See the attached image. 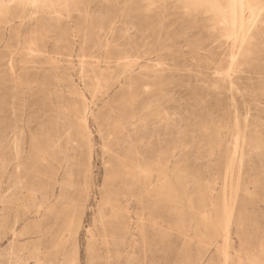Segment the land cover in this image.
Instances as JSON below:
<instances>
[{
    "label": "rangeland",
    "instance_id": "rangeland-1",
    "mask_svg": "<svg viewBox=\"0 0 264 264\" xmlns=\"http://www.w3.org/2000/svg\"><path fill=\"white\" fill-rule=\"evenodd\" d=\"M48 2L0 1V264H264V2Z\"/></svg>",
    "mask_w": 264,
    "mask_h": 264
},
{
    "label": "bare ground",
    "instance_id": "bare-ground-1",
    "mask_svg": "<svg viewBox=\"0 0 264 264\" xmlns=\"http://www.w3.org/2000/svg\"><path fill=\"white\" fill-rule=\"evenodd\" d=\"M1 1V0H0ZM49 0H3V2L4 3H16V4H24L23 6H24V8H25V5H32V6H38V5H42V4H48L49 2H48ZM255 1V3L254 4H259L261 1H263L264 2V0H254ZM237 2V1H236ZM244 2V1H243ZM242 2V3H243ZM208 3V2H207ZM248 3V2H247ZM240 4V3H239ZM11 5V4H10ZM7 6V5H6ZM240 6V5H239ZM263 6V5H262ZM8 7V6H7ZM237 7H238V5H234V8H232V9H234V10H236L237 9ZM27 8V7H26ZM228 8V7H227ZM240 8V14H239V16H233V18H232V30H233V35H232V40H233V42L234 43H236V42H238L239 41V39H240V32H242L243 31V29H244V27L246 26L245 24H246V22L248 23V21H252V20H254L255 19V11H254V8H253V6L251 5V4H249L248 3V6H247V8H244L243 7V4H242V7H239ZM255 8H257V7H255ZM260 8V7H259ZM262 8V7H261ZM217 9V8H216ZM35 10V9H34ZM226 10V9H225ZM228 12V11H227ZM205 14V13H204ZM208 14V13H207ZM262 14V13H261ZM218 15V14H217ZM224 15V14H223ZM226 15V14H225ZM22 17L23 18H25L26 17V12L24 11L23 13H22ZM218 17H220V16H218ZM223 17V16H222ZM214 18V17H213ZM225 18V17H224ZM260 18V17H259ZM214 21V20H213ZM216 22V21H215ZM214 23V22H213ZM253 24H254V22H252ZM263 23V22H262ZM221 24V23H220ZM249 24V23H248ZM253 24H250V25H253ZM260 24H261V22H260ZM217 26V25H216ZM220 26V25H219ZM262 26V25H261ZM226 28V27H225ZM250 28H251V26H250ZM254 30V29H253ZM221 32V31H220ZM223 33H224V31H222ZM246 33V32H245ZM251 33V32H250ZM230 34V33H229ZM247 34H248V32H247ZM224 35H225V33H224ZM228 35V34H227ZM219 36V35H218ZM243 36V35H242ZM246 36V35H245ZM250 36V35H249ZM225 37V36H224ZM223 37V38H224ZM227 37V36H226ZM216 39V38H215ZM248 39V38H247ZM228 40H229V38H228ZM242 40V39H241ZM217 41V40H216ZM220 43V42H219ZM246 44V43H245ZM227 45V44H226ZM235 45V44H234ZM238 45V44H237ZM239 46V45H238ZM145 51H147V50H145ZM144 51V52H145ZM149 52H150V50H149ZM243 52V51H242ZM145 54V53H144ZM243 54V53H242ZM138 55H139V52H138ZM130 56V55H129ZM233 56V55H232ZM128 57V56H127ZM126 57V58H127ZM231 57V56H230ZM131 63V62H130ZM129 63V64H130ZM231 64V63H230ZM236 64V63H235ZM127 66V65H126ZM132 66H133V64H132ZM128 69V68H127ZM133 70V69H132ZM234 70V69H233ZM216 72V71H215ZM125 73V72H124ZM261 78V77H260ZM119 79V78H118ZM226 80V79H225ZM222 81V80H221ZM229 82V81H228ZM232 96V95H231ZM234 97V96H233ZM86 117V116H85ZM86 121V120H85ZM88 121V120H87ZM131 121V120H130ZM129 121V122H130ZM16 133V132H15ZM22 133V132H21ZM18 134V133H17ZM23 134V133H22ZM145 134V133H144ZM16 135V134H15ZM20 136V135H19ZM16 137H17V135H16ZM20 138V137H19ZM143 138H144V136H143ZM142 139V138H141ZM14 141V140H13ZM15 141H16V138H15ZM18 141V140H17ZM10 145V144H9ZM23 145V144H22ZM22 145H20V146H22ZM16 147H18L17 145H16ZM23 147V146H22ZM18 149V148H17ZM21 152V151H20ZM20 152H18V153H20ZM16 153V152H15ZM22 153V152H21ZM143 156V155H142ZM17 158V157H16ZM70 171V170H69ZM66 172H68V171H66ZM64 174H65V172H64ZM68 175V173H66V176ZM64 178H66L65 176H64ZM68 178V177H67ZM66 181V180H65ZM70 182V181H69ZM68 182V183H69ZM68 183H66L67 184V186H68ZM134 183V182H133ZM64 183H62V187L64 186L63 185ZM67 189V188H66ZM65 189V190H66ZM60 191H61V189H60ZM129 191H130V189H129ZM66 193V192H65ZM44 196V195H43ZM60 197H61V193H60ZM59 197V198H60ZM42 199V198H41ZM62 199V198H61ZM132 202V201H131ZM39 210H41V209H38V211ZM88 230V229H87ZM228 249V248H227Z\"/></svg>",
    "mask_w": 264,
    "mask_h": 264
}]
</instances>
